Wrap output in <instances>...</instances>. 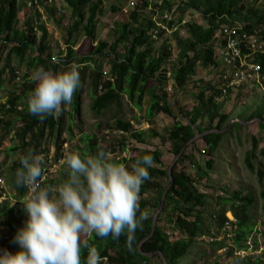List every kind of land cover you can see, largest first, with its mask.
Here are the masks:
<instances>
[{
    "label": "trees",
    "instance_id": "obj_1",
    "mask_svg": "<svg viewBox=\"0 0 264 264\" xmlns=\"http://www.w3.org/2000/svg\"><path fill=\"white\" fill-rule=\"evenodd\" d=\"M34 1V0H31ZM47 0H39L41 2ZM49 1V0H48ZM72 10L71 24L66 35V45L68 49L67 60L55 61L50 51L49 32L42 23L41 14L36 11L35 7H28L27 3H21V0H0V59L3 50L9 49L6 57V66L1 72V77L6 71L11 70L14 78V69L10 67L12 57L15 55L23 61L29 52L32 56L29 60V66L33 69L42 66L54 73L65 71L69 64L77 62L78 64L95 63L96 67L90 74L91 89L93 91L92 110L101 116L103 111L108 109L112 104L120 102L122 94H127L131 100H135L138 108L143 107V101L147 94L150 95L151 102L147 109L146 116L153 120L158 114L164 113L173 118L174 124L167 131V137H163L157 132L152 133L149 138L162 137L163 143L169 144V152L175 157L181 150L194 138L196 134H203L208 131H223L230 121V112H222L223 102L221 98L224 94L222 89L217 88L219 82V74L217 73L220 62L216 55L217 33L223 25L234 27L242 26L241 32L250 34L256 33L264 38V9L263 7L249 6L248 0H180L177 15L179 20L174 19L168 22L170 29L178 25L179 27L171 35L174 43H176L177 63H173L172 80L176 88L181 89L188 85L190 78L196 74L197 66L210 67L212 73L216 77L217 82H211L208 88L200 90L198 93V101L191 109L186 111L180 110V116L175 115L171 105L169 104L166 87L161 85L162 81H166L167 65L173 57V43L164 41L159 52L153 55L152 48V31L158 30L159 37H165L166 30L157 26L153 15L158 12L159 0H139V5L129 14L123 16V24L121 30L117 32L118 40L112 44L99 42L97 46V28L99 16L102 13V2H94L93 0H64ZM164 5L161 7L164 11L171 9L173 0H163ZM128 5V0H119L112 6L114 13H120L122 9ZM152 11L149 12V8ZM53 13V8H48ZM191 10H196L202 20L198 22H189L186 25H179L182 19ZM150 15L145 18V23L141 22V17ZM24 22L25 30H21L19 25ZM238 23V24H237ZM38 34H41L38 37ZM80 34L84 35L81 43L82 53L74 50L79 43ZM123 43L125 46V55L119 59L117 50ZM110 48L112 54L110 58V76L103 70V64L98 60H102L105 56V50ZM112 55V57H111ZM261 65V73L264 75V54L258 58ZM81 73V79L84 72ZM34 83L26 81L19 95L13 94L9 101L8 113L18 112L19 120L22 122V139L21 146L9 150L19 154L18 162L12 167L14 178V199L16 205L10 207L6 213L5 225L9 230L10 238L7 240L8 248L17 251L18 245L12 242L18 228L22 227L26 220V212L20 203L25 195L28 194V188L17 186L15 184V171L21 167L20 157L31 152L33 155L40 156L46 153L42 151V146L46 140L51 141L57 137L58 150L56 159H60V136L62 132L64 107L54 115H48L44 119L31 115L27 110L20 112L19 106L22 102L27 105V97L33 89ZM80 82L79 88L74 92L72 97L73 110L75 113L79 111L81 98ZM211 92V93H210ZM234 91L228 89L225 93L228 98L233 96ZM27 107V106H26ZM182 113V116H181ZM255 119L264 120V109L253 112L247 121ZM187 120V121H186ZM118 127L124 133H128L136 141L145 142L144 132H132V124L120 120ZM264 130V124H259ZM244 126L240 122L233 124V127L225 133H211L203 138L208 151L206 155L209 159L205 162L206 168L210 172H214L216 166L215 154L225 142L227 136L235 133V137L241 140L240 131ZM252 148L245 158V166L248 171L255 173L260 182H264V147L259 149L262 140L256 135L251 136ZM123 145V144H121ZM197 142L191 144L181 156L179 161L173 167V185L170 189L163 211L158 219V226L155 234L146 241L142 249L145 253L162 252L168 261V264H183L189 256L192 247L196 244L197 239L202 235L204 225V213L206 210L208 195L201 192L202 176L190 175L186 172L184 164L190 162L194 155ZM124 147V146H122ZM89 149L91 152L103 150L97 138L89 140ZM190 149V150H189ZM145 154L151 155L152 166L148 169L149 179H147L140 188L138 199L140 210L150 212L151 208L158 209L163 193L169 184L168 168H158L163 165L162 155L158 151L148 152L134 156L130 160L136 161L138 157ZM127 162V161H126ZM156 164V165H155ZM155 165V166H154ZM42 169V166L40 164ZM42 176V175H41ZM41 180V177L38 180ZM47 183L50 180H46ZM44 183H39L43 187ZM153 191L154 198H147V194ZM261 199L264 201V189L260 193ZM222 204H229L233 216L236 220L231 223L232 226H238L236 236V244L240 250L244 248L242 243L252 231V215L251 207L255 203V199L242 191L234 192L228 198L222 199ZM264 208V202H263ZM170 216L172 224L182 238H172V234L164 226H161L163 216ZM214 218V217H213ZM215 222L218 228L224 231L230 220L226 216V210H222L219 215L215 216ZM153 216H148L142 221V227L137 229L136 240L133 249H129L125 245L126 237L121 235L118 240L113 239L111 235L107 237H98L95 233H87L82 235V240H87L90 245L95 247L104 243L100 251L103 257L102 264H163L159 257L149 258L139 253L138 246L151 233ZM241 250V251H242ZM244 251V250H243ZM87 255V249H81V261Z\"/></svg>",
    "mask_w": 264,
    "mask_h": 264
},
{
    "label": "rangeland",
    "instance_id": "obj_2",
    "mask_svg": "<svg viewBox=\"0 0 264 264\" xmlns=\"http://www.w3.org/2000/svg\"><path fill=\"white\" fill-rule=\"evenodd\" d=\"M28 1L30 0H21V3H27ZM93 1L102 2V13L99 16L97 28V42L94 45L97 46L99 42L112 44L118 40L117 32L121 30L123 24V20L119 18L118 13L112 11L113 4L119 2V0ZM260 1L248 0L247 2L249 6L262 7L263 3ZM51 7L53 13L48 10ZM35 8L41 14L42 23L49 32L50 51L55 61L58 62L61 59L68 61V49L65 39L71 24V8L64 0H52L51 3L48 0L47 2L43 1ZM148 16L150 17V15L143 14L141 22L145 23L144 20ZM186 17H183V19ZM187 20H190V18L187 17ZM191 21L203 22L205 20H202L199 14L194 19L191 17ZM23 23L21 22L19 25L22 31L26 29ZM40 36L41 34H38V37ZM79 39V43L74 48L76 52L81 48L84 35L80 34ZM165 40H169L174 44L172 61L170 66H167L169 70H172L173 63H177L176 56H178V50L175 51L177 46L172 35L167 38L152 39V54H158L159 48ZM79 53L81 54L82 50ZM8 54L9 49L3 50L0 59V250L7 249L12 252L15 249L10 251V248H8L7 240H9L10 234L5 222L8 209L17 204L14 199L15 189L12 167L18 162L19 154L9 152V150L21 146L23 125L19 120L20 114L18 112L8 113L7 111L11 96L21 93L20 90L23 84L30 81L34 69L28 63L32 56L31 52L23 61L14 55L10 67L14 69V74L17 77L19 76L20 79L14 78L11 70L6 71V74L1 77ZM105 54L100 58L102 60H98V62L103 64L104 72L110 76V58L108 57L112 54L110 48L105 50ZM117 55L119 59L124 57L125 46L123 43L119 46ZM69 67H75L80 74L82 87L79 111L78 113L74 112L72 99L64 107L62 132L59 139L62 146L60 159H56L58 145L55 140L57 137H54L51 141L46 140L42 146V151H46V153L40 155L42 158L41 182H45L43 187L59 184L67 178L66 166L63 164L66 153L75 152L82 157L96 154L97 151L93 153L89 149L91 138H97L99 145L105 148L106 154L113 162L124 164L130 168L134 163L130 159L136 154L158 151L161 153L163 161V165L158 166V168L169 169L176 157L169 152V144L163 143L161 136L167 137V130L174 124L173 118L160 113L153 120H150L146 116L151 102L149 94L144 98L141 109L136 107V99L131 100L127 94H122L120 102L112 104L103 111L101 116H98L91 108L93 91L91 89L90 74L96 64L72 62ZM81 71L85 73L83 79H81ZM212 71L213 69L210 67L198 65L196 74L190 78L188 85L181 89L175 87L172 78L162 81L161 85L166 87L169 104L175 115L180 116L181 109L184 111L191 109L198 101L200 90L208 88L213 81L218 83ZM219 86L220 83L217 85V88L220 89ZM221 102H223L222 112H230V121H241L244 129L240 131L241 140L236 139L234 132L231 133V136L225 138L221 151L219 149L215 154L216 166L214 172H210L205 166V162L209 157L206 155L208 148L203 139L196 141L197 145L192 160L184 164L188 174L193 175L195 178H197L195 175L203 177L204 180L201 182L204 187H201V192L208 195V202L204 213L205 227L202 235L197 239L183 264H264V201L260 197V193L264 189V182L261 183L255 173L248 171L244 162L247 153L252 148L251 136L256 135L262 140L257 150L258 155L264 147V130L259 127L260 123H247L253 112L264 109V75L259 83L244 86L238 92H234L230 98L227 94H223ZM26 106V103L22 102L18 110L20 112L25 111L27 110ZM120 120L130 122L132 132H144L145 142L140 143L128 133L122 132L118 127ZM231 122L224 129L227 130L226 132L233 127V125L230 126ZM154 132L161 136L149 138ZM46 180H50V182L47 183ZM237 191L249 194L255 199V203L251 207L252 231L242 243L244 251L242 249L241 251L236 244L238 226L233 225L231 231H222L215 222V216L219 215L223 209L226 210V216L230 221L234 218L230 205H223L222 199L228 198ZM154 196L153 191L147 194V198H154ZM156 211L157 209L151 208L148 216H154ZM172 222L171 217L165 215L160 224L168 229L173 239L182 238L181 234L175 230ZM103 246L104 243L96 248L100 250Z\"/></svg>",
    "mask_w": 264,
    "mask_h": 264
},
{
    "label": "clouds",
    "instance_id": "obj_3",
    "mask_svg": "<svg viewBox=\"0 0 264 264\" xmlns=\"http://www.w3.org/2000/svg\"><path fill=\"white\" fill-rule=\"evenodd\" d=\"M30 80L27 111L40 119L69 103L81 82L75 67L54 73L39 66ZM41 160L31 152L20 157L15 184L30 189L20 202L27 219L12 238L18 250H0V264H82L81 249H87L83 264H102L98 249L81 239L87 233L116 240L125 235L126 247L133 249L135 233L149 215L140 210L138 193L149 179L151 155L138 157L129 168L103 150L83 157L68 152L63 158L67 178L47 187L38 185Z\"/></svg>",
    "mask_w": 264,
    "mask_h": 264
},
{
    "label": "built area",
    "instance_id": "obj_4",
    "mask_svg": "<svg viewBox=\"0 0 264 264\" xmlns=\"http://www.w3.org/2000/svg\"><path fill=\"white\" fill-rule=\"evenodd\" d=\"M261 1L263 3L262 7L264 9V0ZM48 2L51 3L52 0H49ZM158 2V12L156 15H153V18L158 27L166 30L165 37L167 38L175 30H177L179 26L176 25V27L170 29L168 23H165L164 20L167 19L168 22L174 19L179 20L177 12L180 5V0H173L171 9H166L165 11L161 8L164 5V1L159 0ZM27 5H29L30 7H38L39 0H30L27 2ZM138 5L139 0H128V5L125 6L118 14L119 18L123 20V16L129 14ZM148 11L151 12L152 7H150ZM185 16L189 17L190 20H187L186 17L182 19V22L179 25H186L189 22H194L191 21V17L192 19H194L198 17L199 14L196 10H191ZM240 30H242V26L240 25H236L234 27L223 25L217 33L218 40L216 41V55L220 62L217 73L219 74V87L223 90L224 94L228 91V89H232L234 92H238V90L246 85L259 83L260 79L263 78V75L261 73L262 68L258 63V58L264 54V38L256 33L250 34L247 32H241ZM151 34L152 39L157 40L158 38H162L159 37L158 30L154 29ZM176 48L177 47H175V51H177ZM171 61L172 59L169 61V64L167 65L168 67L170 66ZM165 73L167 75V78L169 79L172 77L173 70H169V68H167ZM16 79L19 80V76ZM41 180L39 181V183H41ZM235 222V218L231 219L230 223L226 224L224 230L231 231V223Z\"/></svg>",
    "mask_w": 264,
    "mask_h": 264
},
{
    "label": "water",
    "instance_id": "obj_5",
    "mask_svg": "<svg viewBox=\"0 0 264 264\" xmlns=\"http://www.w3.org/2000/svg\"><path fill=\"white\" fill-rule=\"evenodd\" d=\"M236 121H232L230 126H232ZM237 122H240L242 124L241 121H237ZM253 122H259L260 124H264V120H261V119H255V120H252V121H249L247 122L248 124L249 123H253ZM227 130H223V131H220V130H213V131H208V132H205L203 134H196L194 136V138L181 150L180 154L178 156H176L175 160L173 161V163L170 165L169 169H168V175H169V184L165 190V192L163 193V196H162V199H161V202H160V205L155 213V215L153 216V223H152V230H151V233L150 235L145 239L143 240L139 246H138V250H139V253L146 256V257H149V258H154V257H159L161 260H162V263L163 264H168V261L167 259L165 258V256L163 255L162 252H156V253H145L142 249V246L143 244L148 241L156 232V229H157V226H158V219L163 211V208H164V205H165V201H166V198H167V195L170 191V189L172 188V185H173V167L176 165V163L179 161V159L181 158V156L184 154V152L186 151V149L188 147L191 146L192 143L200 140V139H203L206 135L208 134H211V133H225Z\"/></svg>",
    "mask_w": 264,
    "mask_h": 264
}]
</instances>
